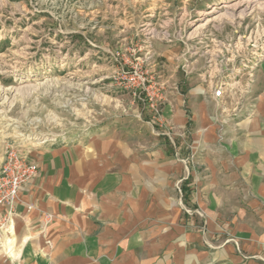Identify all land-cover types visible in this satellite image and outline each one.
<instances>
[{"label":"crops","instance_id":"1","mask_svg":"<svg viewBox=\"0 0 264 264\" xmlns=\"http://www.w3.org/2000/svg\"><path fill=\"white\" fill-rule=\"evenodd\" d=\"M172 84L160 124L24 151L37 172L0 206V264H264V60L252 108L225 124Z\"/></svg>","mask_w":264,"mask_h":264},{"label":"rangeland","instance_id":"2","mask_svg":"<svg viewBox=\"0 0 264 264\" xmlns=\"http://www.w3.org/2000/svg\"><path fill=\"white\" fill-rule=\"evenodd\" d=\"M240 1L0 0V165L12 142L33 154L135 116L160 124L172 83L184 96L199 87L223 124L248 113L255 76L232 111L211 99L217 74L203 55L211 41L236 43L264 23V0L248 14L214 19ZM213 8L205 23L202 13ZM192 108L186 99L183 109Z\"/></svg>","mask_w":264,"mask_h":264},{"label":"built area","instance_id":"3","mask_svg":"<svg viewBox=\"0 0 264 264\" xmlns=\"http://www.w3.org/2000/svg\"><path fill=\"white\" fill-rule=\"evenodd\" d=\"M211 45L205 46L203 55L205 70L217 74L211 87L212 98L221 104L232 103V111H235L248 95L264 60V23L258 21L247 34L239 36L236 43L224 45L221 41H211ZM144 81L142 79V86ZM36 172V165L28 160L18 144L12 142L7 146L0 165V206L11 209L19 190L34 178ZM4 222L3 218L0 229Z\"/></svg>","mask_w":264,"mask_h":264},{"label":"bare ground","instance_id":"4","mask_svg":"<svg viewBox=\"0 0 264 264\" xmlns=\"http://www.w3.org/2000/svg\"><path fill=\"white\" fill-rule=\"evenodd\" d=\"M257 3L253 0H244V1H240L238 3H234L232 5H222L220 8H225L226 10H224L223 13L219 14L217 17H215L214 19H233L235 17V15H244V14H248L252 11L253 7L256 5ZM258 7L264 9V2L259 3L258 2ZM219 9V8H218ZM216 10V8H213L211 12L209 13H202V15L204 16V20L206 18L207 15H210L211 13H214V11ZM201 15V16H202ZM211 20H205V23L210 22ZM17 133V132H16ZM37 139H34L33 141H35Z\"/></svg>","mask_w":264,"mask_h":264}]
</instances>
